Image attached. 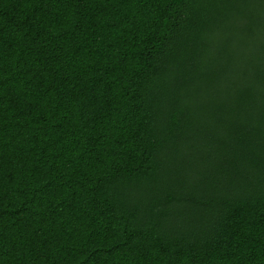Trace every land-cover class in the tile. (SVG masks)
Masks as SVG:
<instances>
[{
    "label": "trees",
    "instance_id": "trees-1",
    "mask_svg": "<svg viewBox=\"0 0 264 264\" xmlns=\"http://www.w3.org/2000/svg\"><path fill=\"white\" fill-rule=\"evenodd\" d=\"M0 264H264V0H0Z\"/></svg>",
    "mask_w": 264,
    "mask_h": 264
}]
</instances>
